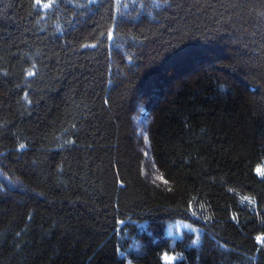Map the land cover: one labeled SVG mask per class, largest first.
Returning <instances> with one entry per match:
<instances>
[{"label":"trees","instance_id":"1","mask_svg":"<svg viewBox=\"0 0 264 264\" xmlns=\"http://www.w3.org/2000/svg\"><path fill=\"white\" fill-rule=\"evenodd\" d=\"M263 165L264 0H0V264H264Z\"/></svg>","mask_w":264,"mask_h":264},{"label":"rangeland","instance_id":"2","mask_svg":"<svg viewBox=\"0 0 264 264\" xmlns=\"http://www.w3.org/2000/svg\"><path fill=\"white\" fill-rule=\"evenodd\" d=\"M261 171H264V165L260 166L257 169V172L260 175H262ZM184 230L195 231L194 228H192L188 223L183 222V221H178V222L168 225L166 229V234L172 237H179ZM163 259L166 263H173L176 261L175 256H164Z\"/></svg>","mask_w":264,"mask_h":264},{"label":"snow or ice","instance_id":"3","mask_svg":"<svg viewBox=\"0 0 264 264\" xmlns=\"http://www.w3.org/2000/svg\"><path fill=\"white\" fill-rule=\"evenodd\" d=\"M45 7H48V5H44ZM261 174L264 175V171H261Z\"/></svg>","mask_w":264,"mask_h":264}]
</instances>
